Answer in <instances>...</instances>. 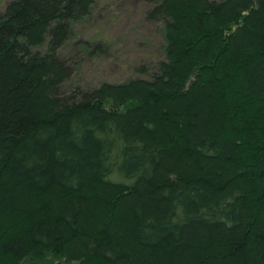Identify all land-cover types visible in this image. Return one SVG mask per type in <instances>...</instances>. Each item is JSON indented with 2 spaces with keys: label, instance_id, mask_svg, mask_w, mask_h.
<instances>
[{
  "label": "trees",
  "instance_id": "obj_1",
  "mask_svg": "<svg viewBox=\"0 0 264 264\" xmlns=\"http://www.w3.org/2000/svg\"><path fill=\"white\" fill-rule=\"evenodd\" d=\"M57 260L264 264V0H0V264Z\"/></svg>",
  "mask_w": 264,
  "mask_h": 264
},
{
  "label": "rangeland",
  "instance_id": "obj_2",
  "mask_svg": "<svg viewBox=\"0 0 264 264\" xmlns=\"http://www.w3.org/2000/svg\"><path fill=\"white\" fill-rule=\"evenodd\" d=\"M121 26L116 30V33L117 34H124V32H126V30H129L130 26H129V23H128V19H126V21L124 22V25L123 24H120ZM126 28V29H125ZM71 47H69V49L64 50L63 53H62V58L64 59H69V57H71V59H74L75 55L73 54V48L70 49ZM133 51H130V53H135V50L134 48L131 46L130 47ZM36 49H39V48H36ZM40 50H43L42 48H40ZM45 51V50H43ZM70 60V59H69ZM75 60V59H74ZM108 66V65H107ZM102 66L99 64V63H95L92 67V73L89 74V72H87V75H86V81L88 83H92L93 81L94 82H98V81H102L104 80L103 78L105 76H108L109 72L115 76H118L119 73L109 67H105L104 70H102ZM86 72V71H85ZM106 72V75H104V73ZM70 86V84H69ZM69 86L67 85V90L69 88ZM66 88V87H65ZM66 90V89H65ZM63 92V91H62ZM65 93L68 95L69 93H67V91H65ZM55 264H66L64 261H60V260H57L55 261Z\"/></svg>",
  "mask_w": 264,
  "mask_h": 264
},
{
  "label": "water",
  "instance_id": "obj_3",
  "mask_svg": "<svg viewBox=\"0 0 264 264\" xmlns=\"http://www.w3.org/2000/svg\"><path fill=\"white\" fill-rule=\"evenodd\" d=\"M194 80L191 82V84H193Z\"/></svg>",
  "mask_w": 264,
  "mask_h": 264
}]
</instances>
